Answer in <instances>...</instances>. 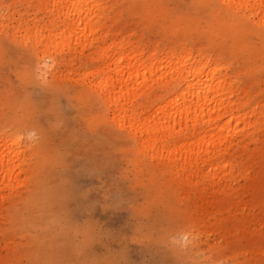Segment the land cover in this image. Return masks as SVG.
Masks as SVG:
<instances>
[{"label": "rangeland", "instance_id": "rangeland-1", "mask_svg": "<svg viewBox=\"0 0 264 264\" xmlns=\"http://www.w3.org/2000/svg\"><path fill=\"white\" fill-rule=\"evenodd\" d=\"M45 1L0 0V140L22 151L0 187V264H264V23L222 0H104L106 38L54 53L53 72L15 34L49 24ZM120 40L145 57H209L233 79L237 115L256 108L221 188L186 182L113 120L92 82ZM163 81L159 98L181 89Z\"/></svg>", "mask_w": 264, "mask_h": 264}, {"label": "bare ground", "instance_id": "bare-ground-1", "mask_svg": "<svg viewBox=\"0 0 264 264\" xmlns=\"http://www.w3.org/2000/svg\"><path fill=\"white\" fill-rule=\"evenodd\" d=\"M222 1L229 7H244L250 11L249 16L257 15L258 22L264 23V0ZM45 2V8L47 6L54 15L49 24L32 28L20 23L15 27V34L21 36L22 32L23 38L33 39L37 48H42L46 70L54 72L58 67L54 53L70 50L74 44L83 46L90 39L97 40V36H102L100 39L106 36L101 21L105 3L104 0ZM121 40L101 48L104 63L96 68L100 77L92 82L96 91L103 94L113 120L128 128L142 150L153 158L164 160L180 172L186 182L203 180L221 188L237 168L230 149L239 137L247 136L249 129L256 125V108L250 117L237 115L241 114L238 90L231 76L224 73L221 63L213 64L209 57H197L191 52L168 51L162 55L153 52L145 57L144 52L137 53ZM161 80L162 88L177 84L181 89L159 98L153 87ZM13 140H0V187L9 186L14 180L12 177L17 175L14 159L19 157L21 146L19 151L16 148L19 141ZM221 190L218 191H224Z\"/></svg>", "mask_w": 264, "mask_h": 264}]
</instances>
